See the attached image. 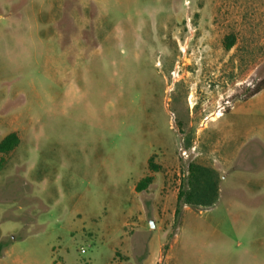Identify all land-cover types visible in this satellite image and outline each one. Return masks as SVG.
Instances as JSON below:
<instances>
[{
    "label": "rangeland",
    "instance_id": "1",
    "mask_svg": "<svg viewBox=\"0 0 264 264\" xmlns=\"http://www.w3.org/2000/svg\"><path fill=\"white\" fill-rule=\"evenodd\" d=\"M191 2L0 0V141L19 138L0 154V230L11 231L0 249L15 237L41 264H264V88L250 96L264 84V23L256 51L227 55L221 132L191 150L179 122L199 114L194 85L212 91L208 63L220 59L206 53ZM149 121L160 147L135 140ZM152 155L158 172L138 194ZM191 164L211 170L213 204L195 189L191 204L177 201Z\"/></svg>",
    "mask_w": 264,
    "mask_h": 264
},
{
    "label": "crops",
    "instance_id": "2",
    "mask_svg": "<svg viewBox=\"0 0 264 264\" xmlns=\"http://www.w3.org/2000/svg\"><path fill=\"white\" fill-rule=\"evenodd\" d=\"M190 10L197 15V22L203 30L204 42L208 44L205 48L206 53L212 56H220L218 63L211 60L208 63L209 66L212 67L211 70L214 71V73L210 74L212 75L210 82L214 85L212 91L206 90L204 86H200V84L194 85L201 96L199 114L196 117L193 114L189 115V118L185 122H179L180 131L183 133L184 138L187 137V139H183L182 145L185 148L194 146L197 150L204 151L208 150L213 144L212 137H215L217 132H221L220 121L224 117V113L220 115L215 114L214 117H211L213 112H210V108L213 106L216 107L223 97H225L228 66L227 55L239 49H244L246 53L252 54L253 50L256 51L258 49L260 22L262 21L261 24L264 23V0H199L198 4L195 0H192L190 3ZM166 19L167 20L163 22L165 24H163L164 36L162 40L172 34L174 28L172 25L173 22L177 23L175 22L176 19L173 20V15L171 18ZM167 22L172 23L171 27L167 25ZM226 46L230 47L226 49ZM168 58L171 61V58ZM133 67V71H137L139 68H146L147 66L137 65ZM155 67H158L157 63L153 66V68ZM129 70L132 69L126 66V71ZM142 74L148 75L147 79L151 87L153 84L156 85L158 82L161 83L160 80H162L163 77L160 73ZM142 74H140V76ZM140 76L137 75L139 78ZM150 92H152V94L149 95L148 102H151L153 99V91L151 90ZM150 116L148 114V117L145 118L146 121ZM112 118L115 119L116 117ZM210 128L211 132H209ZM144 129V132L140 130L136 133V141L141 142L147 149L163 145L164 138L161 128H156V126H153V123L149 121L148 125L144 126ZM198 144L203 145L204 149L198 148ZM150 158H152L154 162L155 157L153 155L149 157L148 162ZM165 160L170 161L169 158ZM148 162L147 169L149 173H147L146 176H151L154 180L153 174L156 172L150 171ZM153 180L152 183L141 192L147 193L150 186L152 187L153 185ZM135 187L134 191L136 192ZM141 192L137 193L140 194ZM10 232V230H0V241L4 239L7 234L10 235ZM25 242L24 240H17V238L12 237L11 242L0 249V264H41L39 257L34 254L32 249L23 250L21 254H19L20 248Z\"/></svg>",
    "mask_w": 264,
    "mask_h": 264
},
{
    "label": "trees",
    "instance_id": "3",
    "mask_svg": "<svg viewBox=\"0 0 264 264\" xmlns=\"http://www.w3.org/2000/svg\"><path fill=\"white\" fill-rule=\"evenodd\" d=\"M230 46H226V49H228ZM264 88V84L257 87L250 96H254L258 92H260ZM19 144V138L15 133H10L6 135L1 141H0V154H8L12 150H14ZM2 161V160H1ZM148 167L150 171L157 172L158 167L153 164V159L150 158L148 162ZM211 170L207 168H203L196 164H191L189 166V185L191 187V191L188 194L179 193L177 201H180L182 197H184L185 202L187 204L192 203V199H194V192L195 189V195H200L202 200L208 196L209 204H213L216 201V184L215 181L210 176ZM212 179V180H211ZM153 178L151 176H146L142 178L137 184H136V192L144 191L151 183ZM201 200V201H202ZM198 203V202H197ZM178 205V204H177ZM180 213L179 206H177L175 210V215L178 216Z\"/></svg>",
    "mask_w": 264,
    "mask_h": 264
},
{
    "label": "built area",
    "instance_id": "4",
    "mask_svg": "<svg viewBox=\"0 0 264 264\" xmlns=\"http://www.w3.org/2000/svg\"><path fill=\"white\" fill-rule=\"evenodd\" d=\"M184 21H185V26H186V29H187V33L192 37V35L195 32V28H194V26H192L191 17L187 15L185 17ZM191 37H189V38H191ZM179 50H180L181 54H184L185 47H180ZM180 66L181 65H178V63H176L175 66H174V69L170 72V76H171L173 82H176V81L179 80V67ZM229 106L230 105H229L228 101H224L222 104H217V106H216V114L220 115L221 112L223 110H225L226 107H229ZM194 149H195V147L191 148V150H194ZM178 152H179L180 157L183 158V159H187L188 156H189L187 154V150L184 149L182 146H180Z\"/></svg>",
    "mask_w": 264,
    "mask_h": 264
},
{
    "label": "water",
    "instance_id": "5",
    "mask_svg": "<svg viewBox=\"0 0 264 264\" xmlns=\"http://www.w3.org/2000/svg\"><path fill=\"white\" fill-rule=\"evenodd\" d=\"M150 227H151V228H153V227H154V225H153V222H152V221L150 222Z\"/></svg>",
    "mask_w": 264,
    "mask_h": 264
}]
</instances>
